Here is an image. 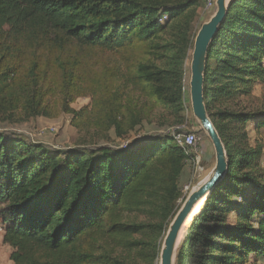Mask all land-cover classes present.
Here are the masks:
<instances>
[{
    "label": "trees",
    "instance_id": "16d2710c",
    "mask_svg": "<svg viewBox=\"0 0 264 264\" xmlns=\"http://www.w3.org/2000/svg\"><path fill=\"white\" fill-rule=\"evenodd\" d=\"M203 1L0 0V108L37 117L49 116L54 105L74 119L80 111L70 105L87 96L100 124L119 137L151 108L180 120L185 60ZM263 78L264 0H233L208 47L203 92L228 170L187 228L177 264L264 257L261 151L248 147L242 129L248 121L264 128V110L238 106ZM134 91L142 96L134 100ZM187 161L173 134L52 152L0 133V215L9 260L157 264ZM109 245L127 257L108 256Z\"/></svg>",
    "mask_w": 264,
    "mask_h": 264
},
{
    "label": "rangeland",
    "instance_id": "374dc122",
    "mask_svg": "<svg viewBox=\"0 0 264 264\" xmlns=\"http://www.w3.org/2000/svg\"><path fill=\"white\" fill-rule=\"evenodd\" d=\"M213 10L214 4L208 6L207 0H204L201 7L198 9V20L193 30L195 34L201 24L210 18ZM192 49L193 44L191 49L187 50L185 60L184 76L187 86L190 78ZM130 96L136 100L142 95L139 91H134L130 93ZM124 100L125 99H123V101ZM91 104L90 97H77L70 105L76 111H80V115L74 119L72 114L57 111L54 105L49 111V116L42 115L37 117H28L26 113H23L19 108L15 110L0 108V133L6 136H16L32 144L42 145L47 150L54 152L70 148L93 149L98 146H130L134 142L142 140L144 137L152 138L157 135L173 134L175 132V134L193 132L197 138L196 155H198L199 163L196 164L189 159L185 164L184 173L180 180L182 189L181 197L177 202V208L181 206L189 191L196 186L197 183L204 180L213 169L215 165L214 148L209 137L201 129L200 124L192 114L189 100V87L187 88V100L184 104L185 109L180 120L169 111L151 108L147 110V113L140 123L128 128L120 137L116 136L114 130L109 128L107 124H100V119L94 112ZM238 106L246 109L247 112L264 110V78L252 86L248 96L238 101ZM233 107H235V105H233ZM235 109H237V107ZM128 126L129 124L126 125V127ZM242 129L247 132L248 147L260 149L261 154L258 169L264 170V128H256L252 121H248L242 126ZM2 206L3 204L0 203V209ZM131 218L136 221L144 220L142 215H132ZM226 218L228 221H234L235 215H226ZM4 228L5 225L2 221V215H0V235L4 233ZM1 241L0 264H12L9 260L11 248ZM99 251L103 252L104 248H100ZM106 251L110 254L108 256L111 257H127V251L124 249L121 250V248L115 245H109ZM242 264H264V257L256 258L255 255L250 254Z\"/></svg>",
    "mask_w": 264,
    "mask_h": 264
},
{
    "label": "water",
    "instance_id": "95a60500",
    "mask_svg": "<svg viewBox=\"0 0 264 264\" xmlns=\"http://www.w3.org/2000/svg\"><path fill=\"white\" fill-rule=\"evenodd\" d=\"M233 0H214L210 18L201 24L194 37L188 81L189 100L194 118L209 137L215 152V165L210 174L194 186L171 218L161 240L158 264H177L178 251L184 241L187 228L201 212L212 191L228 170L227 151L204 104V76L207 51L219 26L224 21ZM199 204L197 210L196 206ZM195 209V210H194Z\"/></svg>",
    "mask_w": 264,
    "mask_h": 264
},
{
    "label": "built area",
    "instance_id": "2783aa9c",
    "mask_svg": "<svg viewBox=\"0 0 264 264\" xmlns=\"http://www.w3.org/2000/svg\"><path fill=\"white\" fill-rule=\"evenodd\" d=\"M208 6L214 4V0H207ZM174 141L176 144L181 146L186 154L187 159H191L196 164L199 163L198 155H196L197 138L193 132L188 133H173ZM187 189V188H185Z\"/></svg>",
    "mask_w": 264,
    "mask_h": 264
},
{
    "label": "crops",
    "instance_id": "0c3cea01",
    "mask_svg": "<svg viewBox=\"0 0 264 264\" xmlns=\"http://www.w3.org/2000/svg\"><path fill=\"white\" fill-rule=\"evenodd\" d=\"M2 236H3V234L2 235H0V241H1V239H2ZM2 242V241H1ZM3 243V242H2ZM6 246V245H5Z\"/></svg>",
    "mask_w": 264,
    "mask_h": 264
},
{
    "label": "bare ground",
    "instance_id": "6f19581e",
    "mask_svg": "<svg viewBox=\"0 0 264 264\" xmlns=\"http://www.w3.org/2000/svg\"><path fill=\"white\" fill-rule=\"evenodd\" d=\"M198 206H199V204L196 206V208H195L196 210H197ZM195 209H194V210H195Z\"/></svg>",
    "mask_w": 264,
    "mask_h": 264
}]
</instances>
